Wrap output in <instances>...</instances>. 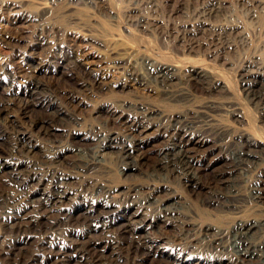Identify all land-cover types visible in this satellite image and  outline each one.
<instances>
[{"label":"rangeland","instance_id":"obj_1","mask_svg":"<svg viewBox=\"0 0 264 264\" xmlns=\"http://www.w3.org/2000/svg\"><path fill=\"white\" fill-rule=\"evenodd\" d=\"M71 1L64 0L56 5L52 0H0V37L8 36L6 42L0 40V92L7 93L13 86L25 88L31 77L30 70L39 67L40 71L34 76L51 87V92L43 98L50 99L53 106L49 111H40L34 116H45L47 122L53 123L56 131L54 138L43 136L31 125L30 118L24 116L22 105L13 107V102L6 117L0 119V133L4 134L0 140V157H10L14 147L18 146L14 152L18 178L12 182L5 173L0 172V204L4 205L7 201L12 203L13 200L27 202L25 196L28 193L50 186L52 173L57 169L52 158L58 155L67 156V166L63 171L71 174L70 184L77 188V193H71L70 199L66 200L61 209L52 211L48 204L41 207L33 202L25 205L26 208L19 215L22 218H14L13 221L28 227L26 230L31 229L27 232L18 230L19 227L7 230L3 221H0V264H12L21 246L24 248H21L23 252L19 258L22 261L29 258L32 260L31 251L38 245L42 251L36 254V264H60V259L53 255L61 253L62 240L65 238H68L65 244L68 246L67 253L73 256L66 257L62 264L100 263L101 257L92 246L103 234L99 230H90L84 215L77 214L76 209L79 207L82 211L89 203H95L96 210L110 207L115 210V215H124L125 210L134 214L138 206L133 203L129 195L131 192L128 191L137 187L140 192L132 191V194L145 196L150 192L149 187L154 185L171 188L184 206L186 213L183 212L181 216L188 212L201 228L170 217L163 218L167 211H161L157 204L142 207L136 217L145 218L149 223L155 222L154 229H148L151 230V234L148 233L149 240H158L155 248L163 252L148 256L143 250L130 251L126 237L117 249L122 256L109 264H169L175 256H180L182 264H238L233 255H223L225 250L216 248L211 238L207 237L205 227L213 224L231 233L240 220L264 219V202L258 203L247 195L252 182L264 174V160L262 165H253L252 171L244 167L242 171L245 170L252 182H246L248 186L246 183L241 184L238 190L243 193L239 192V196H235L236 190L235 193L231 192L233 188L229 186L234 178L230 152L236 145H242L237 139L239 133H252L259 141L261 139L260 143L264 146V103L251 98L245 83L248 70L261 71L259 66L264 63V0H218L222 6L220 19L241 25L236 28L233 36L245 34L249 38L246 42H237L231 46L222 45L218 41L210 43L208 40L191 45L176 38L181 33L178 25L183 21H195L196 10L210 0H101L95 7L77 1L70 4ZM41 2L46 3L49 10L43 17L37 14L36 7ZM105 3L114 12L102 9ZM114 13H118V19L111 16ZM139 21L140 25L137 24ZM86 27L98 28L108 35L99 36L102 43L92 41L88 38ZM96 34L99 35V32ZM110 37L114 40L108 43L106 39ZM59 45H62V51H56L55 47ZM112 48L120 53L133 51L136 56L133 57L134 62L140 60L144 70L150 61L178 65L182 73L179 86L186 88V93L178 98L165 92L161 84L141 85L129 74V65L126 68L124 64L119 70L108 68L109 60L103 55ZM74 55L83 60L79 61ZM195 70L204 71L205 77L196 79ZM213 78L221 79L224 86L215 88ZM129 105L158 107L171 116L169 124L165 122L161 127L153 126L146 132L147 135L114 121L111 111ZM55 109H60L62 116L53 117ZM232 109H238L242 117L228 112ZM126 111L129 114L132 112ZM186 117L198 121L195 124L196 133L204 135L207 140L204 151L198 153V158L207 168L201 189L194 188L185 178L163 179V171H158L161 168L160 154L171 140L167 126L176 119L185 120ZM212 117L216 120H211ZM219 124L230 127V133L219 135L216 132ZM18 129L29 138L27 143L36 145L33 152H29L28 147L23 145V139L16 135ZM101 132H115L121 137L133 134L143 138V149L148 151V158L138 177L125 178L120 174L123 163L117 151L121 144L107 156L105 164L108 168L96 169L94 173L93 170L76 169L75 163L79 161V156L72 148L80 147L79 136L87 135L89 145L95 147L98 141L93 135ZM259 150H253L254 159L259 156L264 159V150ZM34 172L37 173L36 179L32 176ZM41 176L44 178L41 179ZM33 178L34 182L31 181ZM39 179L43 184L36 186L35 182ZM26 180L28 186L20 187L18 183H26ZM99 183L108 184L109 187L119 186L127 194H121L120 190L94 192V186ZM163 193L156 196H163L164 199ZM229 200L233 202L228 203ZM229 204L235 205L228 207ZM69 215H73L70 220L66 218ZM36 219H41L40 223ZM35 221L38 223L29 226ZM82 244L86 245L87 251L91 248L84 255L85 261L80 257L83 253L74 255L78 248H82ZM6 248L15 252L10 255L4 253Z\"/></svg>","mask_w":264,"mask_h":264},{"label":"bare ground","instance_id":"obj_2","mask_svg":"<svg viewBox=\"0 0 264 264\" xmlns=\"http://www.w3.org/2000/svg\"><path fill=\"white\" fill-rule=\"evenodd\" d=\"M52 1L56 5H59L64 0H52ZM75 1L93 7H95L98 2L101 3L100 2L101 0H73L71 1V3L70 2L69 3L72 4ZM219 4L220 1L218 0H210L209 2L203 3V5L196 10L195 15L197 16V18L195 19V21L193 22L183 21L178 25L181 33L179 32L180 35L177 36L176 38L180 41H183L184 43L186 42L191 45L195 44V42H202L203 40L204 41L208 40L210 43L218 41L222 45H229V46L233 44L236 45L237 42L248 41L249 38L245 36V34L239 35L237 37L233 36V33L236 32V28L240 27L241 25L234 21H229V20L226 21L224 18H223L224 20L223 19L221 20L220 18L222 17L221 15L222 6L220 7ZM36 7L38 10L37 14L39 13L41 17L49 13L48 6L44 2L39 3V5ZM133 8L134 7H132V9ZM102 9L111 10V12H114V10L110 8V6H108V4L106 3L104 5L102 4ZM111 16L114 19L119 18L118 13H114ZM140 22L141 21H139L137 24L140 25ZM86 31L89 32L88 38L95 42L101 41L102 43V39L99 36L102 37L108 35V34H104L102 30L100 31L98 28H94V27H90V28L86 27ZM96 32H99V35L96 34ZM200 33H202V35H200ZM7 38L8 36L2 35V37H0V40L6 42ZM16 38L17 36L15 37V39ZM113 40L114 38L111 37L106 39L108 43L113 42ZM103 41H105V39ZM55 49L56 51L63 50L62 45L61 46L59 45V47L56 46ZM74 56L79 61L83 60L78 55H74ZM103 56H105L107 60H109L110 65H108V68L119 70L123 67L124 64L126 65L125 66L126 68L127 65H129L128 67V69L130 70L129 74H131L134 80L140 83L141 85H150L151 83L161 84L164 86V89L166 90L165 92H169L172 94V96L178 98L184 96V94L186 93V88H184L183 86H179L181 83L180 81H181L182 73H180L178 65L170 64V63L166 64L165 61H162L165 63L162 62L156 63L150 61L145 65L146 69L144 70L140 65L141 63H139L140 60L137 61L136 59L134 62L133 51L120 53V52H116L115 48H112L111 50H109V52L106 55ZM34 68L35 69L30 70L31 77L29 76L30 79H28L27 81L28 84L25 88H16L13 86V89L11 91L8 92L6 91L7 93H3V91L0 92V119L2 118L4 119L6 117V115L10 111V107L12 106L13 102H15L13 104V107L15 105L16 106L22 105L24 116L30 118L31 125L34 128H36L41 134H43V136L54 138L56 135V131L54 129V126L52 125L53 123L47 122L45 116L43 115L38 118L37 116L36 118L34 116V114L37 112L42 111L44 113L49 111V108L52 105V101L50 99L43 98L47 96V94L51 92L52 89L51 87L45 85L44 83L40 82L35 78L34 75H36L35 73L40 71V68L37 66ZM259 68L261 69V71L254 72L248 70L245 83L247 85L246 89L248 91V94L251 95V98L254 101L257 102L260 101V103L261 102L264 103V63H262L259 66ZM204 71L195 70L194 71L195 78L203 79L205 77ZM220 80L217 78L214 79L213 85L215 88H222L224 86L222 85L223 81L221 80L222 81L221 82ZM177 85L178 87L177 89H175ZM40 98H43V100L42 101L39 100ZM126 110H130V111L132 110V112L129 111L130 112L129 114ZM228 112L233 113L234 115H237L239 117L240 116L242 117L243 115L241 112H238V109H232L231 111ZM111 113L114 121H117L118 123L120 122V124L123 123L126 125V127L127 126L130 127L131 129L136 130L140 134L146 133L153 126L161 127L163 123L168 122V119L171 118L169 114H166L163 110H161L158 107L157 108L146 107L142 105L141 106L129 105L127 107L119 106L114 110H112ZM60 116H62V111L60 109L58 110L55 109L53 117H60ZM172 119L174 118L172 117ZM181 120L176 119V121L173 124L170 123L171 125L167 126L166 130L171 132V140L169 144H167L166 148L160 154L161 168L158 171H163V172L165 171V173L162 172V174L165 175L163 179L164 178L169 179L170 177L171 178L174 177L173 179L177 178V180L180 178H185L186 181L189 182V184H191L194 188L201 189L203 187L204 173L207 170V168L204 167L203 164L201 163L202 160L198 158V153L204 151L207 140L206 137H203L204 135L202 136L201 134L196 133L195 124L198 121L191 120L188 117H186L185 120L183 121ZM211 120H216V118L212 117ZM167 124H169V122ZM230 130L231 128L224 124H219V126H217L216 128V132L219 133V135L229 134ZM15 133L19 138L23 139V145L25 147H28L29 152H33L34 146L36 145L35 144L31 145V142H28L30 144L26 142V140H29V138H26L22 130L18 129ZM251 134L250 132H246V131L239 133V135L237 134L238 135L237 139L242 143V145L241 146L236 145L234 149H232L230 152L233 158L232 168H233L234 178L231 184H229V186L233 188V190H230L231 192L235 193L236 190L235 196H239L240 194L239 192L241 191L238 189L242 186L241 185L242 183H246V182L250 183L251 181L248 178L249 176H247V173L244 172L245 170L242 171L244 167H247V170L252 171L253 165L259 164L262 162V160H264L262 156L261 157L259 156V158L257 159H254V156H252L255 155L254 154L255 152H253L255 148L261 149L259 151L262 152V150H264V146L261 145L260 143L261 139L259 141L256 137H254V135ZM132 135H129L127 137H121L120 134L115 132H110V133L101 132L98 135L96 134L93 135V138H95L98 141V144L95 147L89 145V142L87 140L88 138L87 135L79 136L78 141L80 143L79 144L80 147L77 146L72 148L75 154L79 156V161L77 162V164L75 163L76 169L82 171L93 170L94 173V170L96 169L108 168L105 164L107 161V156L115 149V147H119V145L121 144L119 150L117 151V153L120 154V157L122 159L120 162L123 163V169L120 174L125 178L138 177L139 172L140 171L142 172V165L144 164L145 160L148 158V151L143 149V144H144L143 138H139V136H135V135L132 136ZM3 138H4V134L0 133V140ZM137 140L139 141L138 143H136ZM16 148L14 147V149L12 150L13 152H11L12 155L10 157L7 158L0 157V172L5 173V175L8 176V179L11 180L12 182L18 178L17 175L18 168L14 159L16 158V153L14 154ZM52 159H53V164L54 163L56 164L57 169L54 170V172L52 173L53 177L52 180L50 181V186H47V188L46 187L42 188L41 190L40 189L36 190L32 193L30 192L31 194L28 193L27 194L28 196H25L26 198L25 200H27V202L26 201L17 202L13 200L12 203H10V201H7L5 202L4 205L0 204V221L1 222L3 221L2 222L3 226L7 227V230L8 229L12 230L14 228L16 229L17 227H19L18 230H22V232L23 231L27 232L31 230V229L26 230L28 227H23V224H20L17 221H13L14 218H18V217H20V219L22 218V216L19 215L22 214V210L24 209L25 205H29L30 203L33 202L36 205L39 204L38 206L41 207L43 206V204H48L49 208L52 211H54L55 209H61V206L66 202V200L70 199L69 195L71 193H74L75 190H77V188H75L73 185L71 186L70 184L71 174L63 171V169L66 168L67 166V162H66L67 156L58 155L57 157L55 158L53 157ZM34 173L35 174H33L32 176L36 179L37 173L36 172ZM159 175H161V173ZM34 178L31 181L34 182L35 180ZM43 178L44 177H42L41 179ZM41 179L35 182L36 186H40L43 184ZM247 183L245 185H247ZM18 184L20 185V187L23 186L26 187L28 186L29 182H27V180L26 183L20 181ZM107 185L104 183H99L94 186L93 190L94 192L97 193L110 192L115 190L116 191L120 190L121 194L123 195L126 193L125 190L124 189L121 190V187L119 186L109 187ZM149 189L150 192L145 196H142V194L135 192H134L135 194H132V191L140 192L139 188L137 187L130 190L128 189L129 191L127 190L128 193L131 192L129 193V195L131 196L133 203H135L138 206L137 212H134V214H130L128 213L127 210H125L124 215H117V214L115 215L114 214L115 210L110 207L107 208L103 207L104 209H102L101 211L96 210L95 209L96 207L94 205L95 203H89L87 206L83 208L84 210L82 211L81 208L78 209L79 207L76 209V212H78L77 214L84 215L85 222L90 230L93 231L99 230L100 231L99 233L103 234V236H101V238L96 240L94 245L92 246L95 250L98 251V254L101 257V258L99 257L101 261L98 264H109L113 260L120 258V256L122 255L119 250L117 251V249L122 243L123 239L124 238L126 239V237L128 238L127 243H128V249L130 251L143 250L145 255L156 254L160 251L155 248L157 247L156 245L158 244V240H149L150 239L149 235L151 234L150 233L151 230L148 231V229L155 227V222L151 221L149 223V221L145 220V218L142 219L136 217V214L139 213L142 207H147L153 204L154 205L157 204L161 208V211L162 210L167 211V213H165L167 215L162 216L163 218L170 217L173 220L181 221V223L183 224H188L191 226H195L197 228H201V226L195 222L194 218L191 215H188L189 214L188 212L187 215L183 217L181 216L184 212V206L182 205L180 198L171 190V188L154 185L149 187ZM162 192L165 193V194L163 193L165 197L163 199L162 198L163 196L162 197L160 196V198L162 199L161 201L159 196L156 195ZM247 195H249L250 198L257 200L258 203L264 202V174H261L260 177H258L256 180H254V182H252L250 186V190L248 191ZM161 202H163L162 205H160ZM230 202L233 201L229 200L228 203ZM234 205L229 204L228 207L229 206L232 207ZM72 216L73 215H69L66 218L70 220ZM39 220L41 221V219L38 220L36 219V221L38 222ZM36 221L35 223H32V225L29 226H33L36 223H38ZM205 231L207 233V237L211 238V241L212 243L215 244L216 248H222L223 250H225L223 255L224 254L227 255L226 253H228L229 255H233L232 257L235 259L234 261L237 262L238 264H264V219L250 218V219L240 220L234 226V229L232 230L231 233L228 230L219 229L213 224L206 225ZM148 233L150 234L148 235ZM67 239L65 238V240H62L63 245L60 248L62 249L61 253L53 255L54 258L58 257L60 259L58 260L59 262H61L60 264L66 261L65 259L66 257L73 256V254L70 255L67 253L68 246H65L66 242L68 241ZM81 246L82 248H78L74 255H77V253L78 254L83 253L80 255V257L84 258L85 261L86 257L84 255L91 248L87 251L86 245L82 244ZM21 248L23 249L24 247L21 246ZM21 248L16 251L15 253L16 256L14 257V260H12L13 262L12 264H36V254L38 253V251H42L39 245L33 248V250L31 251V255H33L32 260L29 258L28 260L25 259V261L24 260L22 261L21 257L19 258V254H22L23 252ZM13 252H15V250L13 251L11 249L7 250V248L6 250H4V253H7L9 255L12 254ZM9 257L10 259H12L11 256ZM179 257L175 256L173 260L169 261V264H182L180 262L181 260ZM201 264H210V263L205 262Z\"/></svg>","mask_w":264,"mask_h":264}]
</instances>
